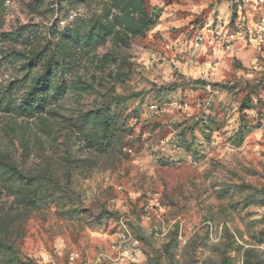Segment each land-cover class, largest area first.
I'll return each instance as SVG.
<instances>
[{"label":"rangeland","instance_id":"374dc122","mask_svg":"<svg viewBox=\"0 0 264 264\" xmlns=\"http://www.w3.org/2000/svg\"><path fill=\"white\" fill-rule=\"evenodd\" d=\"M144 3L0 0V264H264V0Z\"/></svg>","mask_w":264,"mask_h":264},{"label":"trees","instance_id":"16d2710c","mask_svg":"<svg viewBox=\"0 0 264 264\" xmlns=\"http://www.w3.org/2000/svg\"><path fill=\"white\" fill-rule=\"evenodd\" d=\"M117 2L124 12V15L128 11H135L139 14V18L137 19L130 15L127 16L128 13L125 15V17L129 19V21L126 23L129 24L130 28L134 29L137 34L143 33V31L147 27L154 24V20L147 13L144 0H117ZM100 30L105 32L106 28L100 27ZM68 33H66L64 35V38L59 42L58 53H60L61 55L66 54V52H71L72 49V47L69 45L68 39L75 38ZM83 39L85 43H89L91 41V38H89L88 36H83ZM39 58L40 56H34V63L39 61ZM57 71L64 73V68L60 65V62L58 59H56V57H50L47 60L46 64L43 65L42 73L35 78L31 89L25 94L23 102H21L20 105L21 113H25L26 115L31 116V114H33L34 112H40V110H42L45 105L49 103L50 92L54 93V97L55 95L59 94L58 90L62 89L64 85L62 84L60 86H55L54 92L53 84L54 79L57 75ZM7 107H9V104H7ZM88 131H90L88 132L90 133L88 135L89 140H93L99 143V133L96 132V130ZM102 139H104L105 141L107 140V134L105 132H103L102 134ZM0 164L5 165L12 174H16L14 165L10 164L5 158L0 157Z\"/></svg>","mask_w":264,"mask_h":264},{"label":"built area","instance_id":"2783aa9c","mask_svg":"<svg viewBox=\"0 0 264 264\" xmlns=\"http://www.w3.org/2000/svg\"><path fill=\"white\" fill-rule=\"evenodd\" d=\"M262 23L264 24V18L262 19ZM202 28H203V29H208V30L213 31V32H214V31H215V32L221 31V30H218V27H214V26H212V24H211L210 22H206V23L202 26ZM236 28H237L236 31H239V30L242 29V25L238 22V23L236 24ZM222 34H223V37H226V36H227V30H226L224 33H222ZM230 36H232V34H231Z\"/></svg>","mask_w":264,"mask_h":264}]
</instances>
